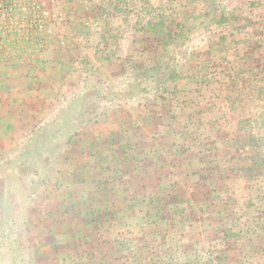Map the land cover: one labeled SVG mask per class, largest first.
Listing matches in <instances>:
<instances>
[{"label": "rangeland", "instance_id": "374dc122", "mask_svg": "<svg viewBox=\"0 0 264 264\" xmlns=\"http://www.w3.org/2000/svg\"><path fill=\"white\" fill-rule=\"evenodd\" d=\"M0 264H264V0H11Z\"/></svg>", "mask_w": 264, "mask_h": 264}, {"label": "built area", "instance_id": "2783aa9c", "mask_svg": "<svg viewBox=\"0 0 264 264\" xmlns=\"http://www.w3.org/2000/svg\"><path fill=\"white\" fill-rule=\"evenodd\" d=\"M11 8V0H0V20L3 21Z\"/></svg>", "mask_w": 264, "mask_h": 264}]
</instances>
